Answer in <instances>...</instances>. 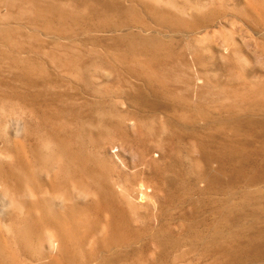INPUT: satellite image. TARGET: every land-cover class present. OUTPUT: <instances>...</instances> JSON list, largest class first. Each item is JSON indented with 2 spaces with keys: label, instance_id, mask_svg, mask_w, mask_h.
Here are the masks:
<instances>
[{
  "label": "bare ground",
  "instance_id": "obj_1",
  "mask_svg": "<svg viewBox=\"0 0 264 264\" xmlns=\"http://www.w3.org/2000/svg\"><path fill=\"white\" fill-rule=\"evenodd\" d=\"M195 3L0 0V264H164L169 253L174 256L165 264H178L195 245L200 247L199 257L207 259L218 254L229 258L234 249L248 250L260 243L262 236L242 233L235 234L234 244L228 243V237L221 241L231 232L211 234L209 227L188 234L183 225L166 221L173 215L167 217L162 209L164 203L175 205L186 196L196 212L212 207L214 213L221 207L219 211L229 216L226 205L230 194L236 193L230 189L247 175L246 164L251 162L249 172H255L252 182L264 165L261 79L258 74L246 77L239 48H231L234 32L228 30L227 35L224 26L216 31L227 62L215 70L243 73L242 82L232 89L241 91L249 102L242 111L248 117L237 119L233 136L222 135L223 127L217 133L191 129V141L185 136L187 128H182L191 122L188 111L192 115L193 109L188 106L161 110L157 102L146 106L137 102L138 107L131 108L118 98L122 93L130 95L133 87L139 89L131 78L155 94L209 83L197 36L190 38L192 46L182 45L198 29L208 34V25L220 26L238 13L253 24L255 34L264 30V7L246 11L249 0L241 7L223 0ZM142 11L167 25L161 20L147 27L137 19L123 23L115 18V13H134L138 18ZM107 31L116 33L111 38L95 34ZM214 46L207 50H215ZM177 63L179 77L172 73ZM10 99L18 100L29 113L19 112L21 137L12 145L4 139L2 110ZM232 108L221 105L218 110ZM256 111L260 117L254 116ZM115 139L136 148L138 165L131 167L117 154L119 165L109 160L107 148ZM195 152L204 155L209 176L214 160L219 163L218 175L225 163L233 165L226 186L214 176L203 186L176 182L175 177L184 173L183 155ZM147 153L152 157L145 158ZM136 191L143 202L134 199ZM146 200L156 210L143 214L141 209L149 208L142 204ZM142 237L146 238L139 242ZM188 242L191 247L182 249ZM35 247L41 248L37 257L31 252ZM259 258L255 255L253 260Z\"/></svg>",
  "mask_w": 264,
  "mask_h": 264
},
{
  "label": "rangeland",
  "instance_id": "obj_2",
  "mask_svg": "<svg viewBox=\"0 0 264 264\" xmlns=\"http://www.w3.org/2000/svg\"><path fill=\"white\" fill-rule=\"evenodd\" d=\"M174 1L179 4H187L190 2L198 5L195 3V0ZM223 1L232 4V6L236 5L238 7H241V5L244 4V0ZM249 1L251 4L247 6L246 11H251V8L260 9L261 7H264V0ZM246 11L242 12L246 13ZM140 13L141 17L138 18L134 13L118 15L115 13V18L118 20V22L121 20L123 23H130L132 19H137L140 24H145L147 27L148 24L150 26H154L155 23L163 20L153 13L148 14L144 11ZM262 21L264 22V17H262ZM164 24L167 25L165 21ZM214 24H218V22L215 21ZM221 26L225 27L224 29L227 30V35H229L228 30H232L234 32V44L231 48L232 50L239 48L237 56L238 58H243L242 62L245 66L246 77L253 78L252 76L254 75L256 78V74L260 76L259 78L261 81L258 85L260 91L259 99L261 103H264V30L255 34L253 24L247 18L245 19L242 14L238 13H233L229 19L222 21L220 26L208 25L205 29L208 34H206L204 30L198 29L197 31H194L186 36L182 42V45L184 42H189V44L192 46L193 43L190 38L197 36L198 40L196 45L204 51V55L202 56L206 57V60L203 57L202 58L204 59V64L206 65L205 68L208 69L207 78L209 79V83L199 82L194 90L186 91L183 87L179 86L176 89L155 94L151 91L145 90L144 87L138 83V80L131 78V83H133L139 89L136 91L135 87H133V93L130 92V95L122 93L118 95V98L125 101V104L130 105L131 108L138 107L137 102H139V105L142 106L157 102L161 110H170L174 106H177L179 109H183V106H188V110L193 109L192 115L188 111L191 122H187L189 123L188 125L186 123L183 124L182 128H187L184 129L187 132L185 133V136H187L186 138H191V141H194V138L189 134L191 129L200 130L201 133L207 130L217 133L218 130H220V127H223L224 134L221 133L222 135L226 137L233 136L234 130L238 128L239 121L237 119L240 117L246 121L248 117V114L242 111L248 107L249 102L243 99V93L241 91L232 89L237 83L242 82L241 75L243 73L215 71L219 65H223L227 62L224 58L227 53H225V51H221V40L216 34V31L219 30ZM114 33L116 32L107 31L96 32L95 34L111 38V34ZM214 45L218 47V51ZM212 46H214L215 50H207L208 47ZM240 48L242 50H240ZM245 57L246 61H244ZM175 69L176 70H173L172 73L179 77L181 75L179 63H177ZM183 79H187V77L184 76ZM191 79H193V76H191ZM139 91H142V93H138ZM241 97L242 99L240 100ZM137 98L139 99L136 101ZM185 98H189L188 103L184 101ZM221 105L231 106L233 108L227 111H219L218 109H220ZM27 109L28 108L24 107V105L15 99L8 100L2 108L4 112V122L6 128L4 139L11 140V145L21 137V123L18 121V114L20 111H27ZM259 113L260 112H257L254 114V116L260 117ZM27 114H29L28 111ZM25 115L26 113L23 114V117ZM162 135L164 136V134ZM154 138L150 139V143L153 142ZM153 150V152H157L156 148H153ZM159 151L163 155V150L159 149ZM107 152H110L108 156L109 160L115 165H119V162L115 158L114 154H117V156H120L128 161L131 167L138 165L137 163L140 159L136 148L133 146L129 147L127 141L123 139L113 140L110 143V147L107 148ZM144 157L151 158L152 154L147 153V155L145 154ZM203 157L204 155L199 152H195L193 155H190V157L184 154L182 157L183 161L181 163V169L184 171V173L183 175L175 177L176 182L182 184L181 181H185L191 185L195 184L203 186L211 183L212 181L210 177L214 176L220 180V183L225 185L224 181H226L225 179L227 175L234 171L233 165L230 163H225L218 175L216 170L219 167V163L218 161L214 160L211 162L209 167L210 170H212L209 176V174L206 172L207 169L204 165L205 162L203 161ZM162 160L164 165V158ZM250 163L246 164L247 175L243 176L236 183V187L230 189L232 192L236 193L230 194L232 197L226 205L227 208H230L229 216H226V213L223 210L219 211L221 207L215 210L217 212L214 213L212 207H208L209 209L205 208L203 212H196L193 209L194 206L186 196H180L178 198V202L175 205H168L164 203L162 209L164 210L167 217L169 216V213L173 215V218L175 217L174 219L171 218L167 219L166 221H168L171 225H183L187 229L188 234H191L193 230H203L206 227H209L211 234H217V230L231 232V234L220 238L221 241H225L226 237H228V243L234 244L238 239L236 235L242 233L241 235L258 234V236H262L260 243L258 241L255 242L248 248V250L241 249L239 251L234 249L230 253V256L228 255L229 258L225 257L224 254H218L211 255L207 259H201L199 257L198 252L200 247L195 245L193 249L190 250V253L185 254V256L181 255L182 258H179L177 262L178 264H200L205 262H212L213 264H231L230 261H233L232 264H264V165L256 175L257 181L252 182L251 178L252 180H255V172H249ZM140 196L141 192H134V199L143 202L144 199H141ZM193 197L195 198L196 195L194 194ZM77 200H79V198ZM142 204L149 207L141 209V213L143 214L156 210L154 209V203L150 202V200H146ZM239 211L244 212L242 216L238 214ZM145 238L146 237H142L139 239V242L144 241L143 239ZM190 238L191 236H184V239L190 240ZM241 241H244V239H241ZM190 247V242L181 245L182 249H187ZM31 252L35 257H37L41 252V248L35 247ZM255 255L260 256V258L253 260ZM173 256L174 253L167 254L163 259L164 264L168 263L169 259H172Z\"/></svg>",
  "mask_w": 264,
  "mask_h": 264
}]
</instances>
